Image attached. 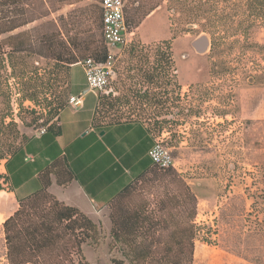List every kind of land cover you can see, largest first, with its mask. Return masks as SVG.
<instances>
[{"label": "rangeland", "instance_id": "1", "mask_svg": "<svg viewBox=\"0 0 264 264\" xmlns=\"http://www.w3.org/2000/svg\"><path fill=\"white\" fill-rule=\"evenodd\" d=\"M155 1L158 5L152 9L154 13L150 11L146 21L128 30L126 44L116 51L108 89L99 93L93 120L97 124L139 121L155 136L165 137L177 170L171 169L187 181L198 201L195 223L200 229L192 264H255L224 245L220 236L226 232V225L220 213L234 196H245L246 188L264 187L263 179L255 185L253 178L257 170L264 171V24L241 22L243 15L234 17L231 24L215 26L184 21L181 5L169 11L170 0H125V9L128 13L136 7L147 9ZM239 1L218 0L215 8L204 5L202 9L231 16L248 11V6ZM28 9L33 16L38 12L44 16L12 33L27 30L32 40L60 30L66 37L76 34L82 40L93 35L102 41L98 0H30ZM207 21L202 18L203 23ZM166 39L171 41L180 89L163 92L162 87H155V78L147 80V74L154 72L155 52H130V47ZM13 63V75L8 68L6 77L0 68V84L7 79L11 89L7 94L0 91V123L15 124L0 134V153H5L0 159L1 175L4 161L11 154L8 149L21 148L27 139L55 125L71 96L70 67L35 54L17 55ZM29 93L35 101L27 98ZM150 177L148 172L129 183L131 201L144 200L154 206L157 193ZM0 198L12 201L10 208L2 211L6 218L18 202L7 190L0 193ZM250 202L235 200L238 208L244 204L248 207ZM207 226L219 234H212L210 242L204 240ZM110 242L101 227L97 243L82 245L88 263L113 264L112 258H122L117 247L110 249Z\"/></svg>", "mask_w": 264, "mask_h": 264}, {"label": "trees", "instance_id": "2", "mask_svg": "<svg viewBox=\"0 0 264 264\" xmlns=\"http://www.w3.org/2000/svg\"><path fill=\"white\" fill-rule=\"evenodd\" d=\"M217 1L170 0L168 9H177L181 5L182 20H198L200 24L208 26L231 24L234 17L239 15L244 16L241 22L264 24V0H240L239 4H246L249 9L232 16L202 9L204 5L215 8ZM157 5L158 1H155L149 8L142 10L136 7L131 13L126 12L124 7L127 30L137 27ZM29 7L30 0H0V36L4 35L0 39V68L6 77L9 76L8 68L13 75V59L22 54L49 57L66 67L86 57L99 62L105 60L103 40L95 39L93 35L81 40L76 34L66 37L60 30H54L31 40L27 30L12 33L44 16L41 12L33 16ZM202 18H207V23H203ZM213 47L214 39L211 38L210 50ZM144 50L155 52L154 72L147 74V80L152 82L155 78V87H162L163 92L180 89L171 41L166 39L154 45L137 44L130 47V52ZM0 91L10 93L7 79L0 84ZM27 98L35 101L32 93ZM119 121L111 120L106 124ZM13 126L12 121H2L0 134ZM165 144L169 146L166 140ZM19 149L12 147L7 152L13 154ZM4 156L5 153H0V159ZM148 172L150 180L155 181L157 193L153 207L144 200L131 201L129 184L109 201L110 249L117 247L122 256L111 261L113 264L124 261L128 264H192L194 241L200 229L195 223L197 197L187 181L171 168L163 169L152 164L151 169L142 175ZM253 178L255 185L262 183L260 180H264V171L257 170ZM49 183V178L43 175L40 188L28 196L17 198L18 207L3 220L0 264H89L82 245L97 243L101 226L79 209L55 198L47 190ZM1 190L12 189L7 177L0 174ZM244 192L245 196H234L227 208L221 211L220 218L224 220L226 232L220 237L235 254L255 264H264V187L256 185L253 189L246 188ZM246 199L251 200L248 207L244 204L238 208L235 204V200L245 203ZM216 222L218 218L214 219ZM163 230L165 232L162 234L160 231ZM212 234L219 236L217 229L207 226L204 240L210 242Z\"/></svg>", "mask_w": 264, "mask_h": 264}, {"label": "crops", "instance_id": "3", "mask_svg": "<svg viewBox=\"0 0 264 264\" xmlns=\"http://www.w3.org/2000/svg\"><path fill=\"white\" fill-rule=\"evenodd\" d=\"M70 72L71 96H81V102L69 103L58 113L55 125L30 137L9 155L3 173L12 189L9 193L16 199L35 192L41 177L47 176L49 193L79 209L109 235V201L151 169L147 152L155 134L139 121L97 125L93 115L98 96L86 89L80 64L71 65ZM262 108L264 113V88Z\"/></svg>", "mask_w": 264, "mask_h": 264}, {"label": "built area", "instance_id": "4", "mask_svg": "<svg viewBox=\"0 0 264 264\" xmlns=\"http://www.w3.org/2000/svg\"><path fill=\"white\" fill-rule=\"evenodd\" d=\"M101 13V34L106 48V57L103 62L92 57H86L77 63L81 65L85 77L86 89L98 96L106 92L109 84V75L115 61L116 51L126 44L125 35L128 30L125 24V0H98ZM81 96H70L69 103L77 105ZM46 129H42L40 133ZM164 136H155L147 155L152 164L160 168L176 169L171 148L165 144ZM177 170V169H176Z\"/></svg>", "mask_w": 264, "mask_h": 264}, {"label": "bare ground", "instance_id": "5", "mask_svg": "<svg viewBox=\"0 0 264 264\" xmlns=\"http://www.w3.org/2000/svg\"><path fill=\"white\" fill-rule=\"evenodd\" d=\"M206 41V40H204ZM12 202L9 198H0V222H3L5 215H3V213H1L2 209H8L10 208Z\"/></svg>", "mask_w": 264, "mask_h": 264}]
</instances>
